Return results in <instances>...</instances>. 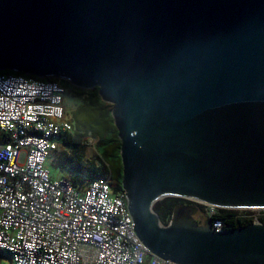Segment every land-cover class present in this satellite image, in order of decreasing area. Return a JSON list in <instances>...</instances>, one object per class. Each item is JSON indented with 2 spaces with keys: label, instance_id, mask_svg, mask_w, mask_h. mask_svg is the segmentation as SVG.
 <instances>
[{
  "label": "water",
  "instance_id": "95a60500",
  "mask_svg": "<svg viewBox=\"0 0 264 264\" xmlns=\"http://www.w3.org/2000/svg\"><path fill=\"white\" fill-rule=\"evenodd\" d=\"M115 106L134 233L174 264H264V225L214 233L182 198L264 209V0H0V71Z\"/></svg>",
  "mask_w": 264,
  "mask_h": 264
},
{
  "label": "built area",
  "instance_id": "2783aa9c",
  "mask_svg": "<svg viewBox=\"0 0 264 264\" xmlns=\"http://www.w3.org/2000/svg\"><path fill=\"white\" fill-rule=\"evenodd\" d=\"M65 97L57 81L0 74V251L11 264H174L142 244L126 194H114L109 178L81 188L52 179L46 163L73 131ZM203 206L208 219L218 213ZM238 211L264 225V209Z\"/></svg>",
  "mask_w": 264,
  "mask_h": 264
},
{
  "label": "trees",
  "instance_id": "16d2710c",
  "mask_svg": "<svg viewBox=\"0 0 264 264\" xmlns=\"http://www.w3.org/2000/svg\"><path fill=\"white\" fill-rule=\"evenodd\" d=\"M0 74L24 76L41 81H57L66 90V96L72 95L82 99V103L77 105L70 114L66 113V119L68 117L67 120L71 122L73 131L71 134H65L60 138L59 147L55 152L58 154L55 158L56 166L61 170L72 171L74 174L72 181L77 187L81 188L84 184L94 180L109 178L112 181V192L114 194L123 192L121 185L123 173L120 157L121 140L113 116L115 106L103 99L98 87L92 90H83L58 78H39L8 70L0 71ZM91 141L96 142L93 153L96 156L87 158L85 149L90 146ZM60 146H62L63 152L59 154L57 152L60 150ZM182 203L205 208L203 205L190 200L165 198L154 206V212L163 226L169 225L175 208ZM211 220L224 221V228H237L251 224L243 212L236 210L219 209ZM261 222L264 223V219H261ZM6 259H8V255L0 251V261Z\"/></svg>",
  "mask_w": 264,
  "mask_h": 264
},
{
  "label": "rangeland",
  "instance_id": "374dc122",
  "mask_svg": "<svg viewBox=\"0 0 264 264\" xmlns=\"http://www.w3.org/2000/svg\"><path fill=\"white\" fill-rule=\"evenodd\" d=\"M80 103H82V99H79L75 96H72V95H67L65 97V110H66V113L68 112V114H70L71 111H73L77 105H79ZM71 118V116H70ZM68 119V117H67ZM90 145V146H89ZM88 148L86 147L85 149V156L87 158H94L96 156V154H93L95 151V148L94 146H92V144H89ZM63 152V148L62 146H60V150L57 152V153H62ZM58 154H56L55 152L50 156V158L48 159L47 163H46V167L47 169L50 171L51 173V177L52 179L54 180H60V179H68V180H72V176L74 175L72 173V171L70 170H61L60 168H58L56 166V156Z\"/></svg>",
  "mask_w": 264,
  "mask_h": 264
},
{
  "label": "flooded vegetation",
  "instance_id": "af4514ba",
  "mask_svg": "<svg viewBox=\"0 0 264 264\" xmlns=\"http://www.w3.org/2000/svg\"><path fill=\"white\" fill-rule=\"evenodd\" d=\"M62 80V79H61ZM66 81V80H65ZM175 210H182V212H188L197 224H204L207 218V212L205 208H200L187 203L179 204Z\"/></svg>",
  "mask_w": 264,
  "mask_h": 264
},
{
  "label": "crops",
  "instance_id": "0c3cea01",
  "mask_svg": "<svg viewBox=\"0 0 264 264\" xmlns=\"http://www.w3.org/2000/svg\"><path fill=\"white\" fill-rule=\"evenodd\" d=\"M4 263L5 264H11L10 259L8 258V259L4 260Z\"/></svg>",
  "mask_w": 264,
  "mask_h": 264
},
{
  "label": "clouds",
  "instance_id": "9594fccd",
  "mask_svg": "<svg viewBox=\"0 0 264 264\" xmlns=\"http://www.w3.org/2000/svg\"><path fill=\"white\" fill-rule=\"evenodd\" d=\"M236 211H238V210H236Z\"/></svg>",
  "mask_w": 264,
  "mask_h": 264
}]
</instances>
